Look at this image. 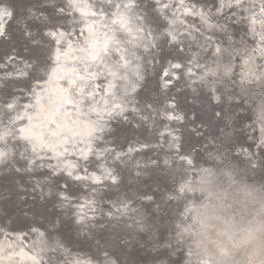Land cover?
<instances>
[{
    "label": "bare ground",
    "instance_id": "obj_1",
    "mask_svg": "<svg viewBox=\"0 0 264 264\" xmlns=\"http://www.w3.org/2000/svg\"><path fill=\"white\" fill-rule=\"evenodd\" d=\"M154 1V8L145 0H138L131 10L115 8L116 15L111 18L103 14L92 16L95 8L89 6L90 0L71 5L68 0H21L17 2L18 7L6 2L0 4V11L7 9L12 13L13 22L24 28V33L35 45V53L38 50L37 56L20 58L14 54L11 59L6 57L11 69L0 75V94L6 93L8 86L4 80L8 77L23 85L12 83L13 100L5 102L0 98V120L3 121L0 134L8 130L5 125L9 128L30 127L34 135L49 133L55 125L41 122L50 118L62 125L56 129L57 136L45 135L31 143L12 140L9 136L6 148L0 144V149L8 153L0 158V176L5 173V181L11 182L17 176L14 173H36L45 166L49 167L51 172L47 173L53 177H41L32 182L42 196L45 193L50 195V203L57 205L66 219L70 218L69 210L73 207L71 214L76 226L73 235L76 239L86 240L85 243L80 240L71 243L63 239L59 233L60 219L53 236L34 225L31 229L36 231L29 233L28 238L25 230L12 227L16 219L8 218L6 225L0 224L3 230L0 239H8L0 243V259H3L0 264H14L13 261L16 264H41L39 259L48 261L54 256L48 245L54 246L55 243H62L74 257L91 259L93 264H134L132 260L138 247L150 251L146 264H201V259H207L210 254L211 241L217 240L225 228L232 236L228 244L234 247H231L224 264H264V167H261L264 164V144H261L264 141V93L259 84L231 86L215 83L216 77L211 75L201 79L206 68H216L210 52L217 46L222 49L231 46V51L241 53L255 47L257 51L253 56L259 62L264 42L253 29L259 32L264 31V27L250 24L249 17L255 12L259 13L258 20L264 18V12H260L264 0H252L251 10L247 6L226 7L228 0H219L221 9L216 14V9L194 0H185L184 4L179 0ZM174 1L179 2L178 7ZM115 2L121 3V0ZM164 3L169 7L163 8ZM245 3L247 5L248 0ZM26 7L29 13L24 12ZM48 7L56 18L48 15ZM61 8L65 11L62 12ZM158 11L164 24L156 18ZM197 12L199 16L194 15ZM9 18L0 20V31L6 34L11 32L7 23ZM29 21L42 23L43 34L53 39V45L41 40L39 33L35 35ZM118 24L129 29L127 38L132 43H121V50L116 55L123 56L128 63L115 76L110 75L105 80L103 73L97 75L100 69L86 66L85 60L87 65H92L94 57L102 55L103 42L118 35L113 32ZM211 25L219 27L212 28ZM138 28L142 30L137 31ZM109 43L111 46L112 41ZM125 48L129 51H124ZM44 49L48 53L37 58ZM178 49H181V58H172ZM49 54L52 62L55 57L56 64L51 62L45 67L44 57ZM95 63L99 65L101 62L96 60ZM102 67L105 71H114L110 64ZM251 67L254 69L255 64ZM181 71H184L185 80ZM81 75L85 77L84 83L95 87L103 81L107 88V92H101L95 87L96 99L91 107H85L79 99L72 101V89L82 83ZM158 78H161V84ZM109 84L116 87H109ZM188 90L197 95L202 107L209 106L205 101L207 97H198L200 90L213 96L217 103H223L224 109L233 108L243 100L245 105L242 104L237 111H228L229 124L235 121L236 113L239 116L248 112L253 115L251 121L243 122L242 130L248 138L252 137L255 145H260V152L256 156L238 144L231 148L232 153L241 155L238 177H231L227 168L229 162L238 159L225 150L223 155L219 151L214 154L213 158L219 162L216 166L198 163L192 151H183L185 131L189 127L195 129L189 118L192 113L186 115L184 100ZM87 91L89 89H85ZM65 100L72 103L66 106ZM5 103L17 105L9 113L12 120H16L17 115L32 119L11 124L4 115ZM124 126L128 127L127 130ZM61 132L69 133L71 140L67 135L61 137ZM127 133L144 139L118 147L120 138L126 137ZM188 142L189 139L186 144ZM33 146L34 152L31 151ZM188 159L192 164L184 166L183 162ZM37 164L41 166L37 167ZM60 180L65 186L56 189L53 184ZM68 181L79 188L72 191ZM167 181L177 182L174 191L165 193V199L170 203L159 201L153 192H139L147 182L160 190L159 187ZM184 184L191 191L186 189L180 193ZM124 204L135 211L124 217L108 215ZM90 208L94 211H89ZM85 214L89 217L84 222L88 225L86 228L78 222ZM221 216H226L230 223L225 225L217 219ZM133 219L141 222L144 228H138ZM40 233L44 236L41 237ZM75 247L79 248L72 249ZM90 250L93 253H89Z\"/></svg>",
    "mask_w": 264,
    "mask_h": 264
},
{
    "label": "water",
    "instance_id": "obj_2",
    "mask_svg": "<svg viewBox=\"0 0 264 264\" xmlns=\"http://www.w3.org/2000/svg\"><path fill=\"white\" fill-rule=\"evenodd\" d=\"M20 1L21 0H0V4L2 2H6L12 6L16 5L18 7L17 2H20ZM37 1L42 2V0H37ZM145 1H148V3L153 8L155 7L156 2L154 0H145ZM194 1L198 3H204L212 9H216L214 11L215 14L221 9L219 0H194ZM174 4L176 5V7H178L179 2L174 1ZM43 6L41 7L44 8ZM47 9L49 11L48 15H50L53 18H56L54 16L52 9H50L49 7ZM18 10L19 9L16 8V11ZM152 10L154 12V9ZM24 12L29 13V10L27 7L24 10ZM158 12H156L157 14L156 18L159 20V23L164 24L162 22L163 18L160 15L161 13L160 12L158 13ZM12 19L14 18H12V15H11L9 20L7 21V23H9L8 29L11 32L7 33L5 36L0 37V75L3 74V71L6 72L7 70L11 69L10 65L8 64V61L6 60V57H9V59H11L12 57L15 56L14 54H17L20 56V58H23V56L30 57L32 55L37 56L38 54V50H36V53H35V49L33 47L35 45H33L30 42L29 36L24 33L25 31L24 28H22L21 25L17 24V22H13ZM29 23H30L29 26L33 27V30L35 31V35H38L39 33L41 40L47 41L48 43H50V45H53L54 42L53 43L51 42V40L53 39L48 38L46 37V35L43 34L44 25L42 23L37 22V21H29ZM18 29H21V31L17 32ZM179 50L181 49H178V51L177 50L175 51L177 55L176 56L172 55V58H181V54H179V52L181 51ZM47 53L48 51L44 49L42 50V52H40L41 57L39 56L37 58H42L44 54H47ZM50 56L51 54H49V56L46 55L44 57L46 58V60L43 62L45 64V67H48V65H50L52 62V60L50 59L51 58ZM52 63L56 64L55 57H53ZM183 72L184 71H181V74L184 79L185 74ZM4 81H6V84L8 87L6 89V93L3 92V94H0V98L2 99V101L8 102V101L13 100V94L11 92L12 83H16V85H20V86L23 84H20V81L13 80L9 77L6 78ZM158 83L161 84V78H158ZM188 93H189L188 94L189 96L187 95L186 100H184V102L186 103L185 104L186 115H188L189 113H192V115L189 118H190V121H192V123L195 125V129H193V127H189L188 125L189 128L187 127L188 129L185 131L186 138H184L185 141L183 142V147H182L183 151L190 150L193 152V154H195V158L196 160H198V163L202 162V164L213 165V166H216V164H219V162L216 161L215 158H213L214 154H216V152L218 151L223 153L224 152L223 150H225L227 154H230L234 158H237L238 161H241L239 160L241 155L231 152V148L237 147V144L243 146L244 148L248 150H251L252 152H254V155L256 156L258 155L255 150L256 147L254 146L255 145L254 140L252 139V137H250L251 139L248 138V134L242 130V128H244L245 126L243 122L245 120L251 121V119L253 118V115H251V113L248 112L246 115L244 114L243 116L239 117V113H236L237 120L235 119V121L231 124L227 122L226 115L228 111L229 112L237 111L238 107H240L244 103L243 100L239 102L238 104L236 103L233 108L224 109V112L226 113V115H224V119L221 120L220 115L214 114V109L219 111V106L223 103L221 104L217 103L214 100L213 96H210V95L207 96V93L205 91L200 90L198 97L199 98L207 97V99L206 98H203V99H206L205 101L208 103V106H209V107H202V103L199 102L197 95L192 93L190 90H188ZM224 106L225 105L223 104V107ZM221 115H223V113ZM239 126H241V128H239ZM125 128L127 130L128 127L124 126V129ZM230 135H233V138H231ZM143 139L144 137H140V135H134L133 133H127L126 137L120 138L121 144L118 147L127 146L128 144H132L134 141L140 142ZM187 139H189L188 144H186ZM178 162H180V160ZM183 165L188 166L187 161H184ZM47 172H51V169L45 166V168L40 169V171L36 173L26 172V174H21V175H19V173H16V174L14 173V176L16 175L17 176L16 178H13L11 182L5 181L6 180L5 173H3L0 176V224L6 225L8 218L10 219L15 218L16 222L12 224V227H14L15 229L25 230L26 237L29 238V233L33 234L31 227L34 225L46 231L48 236H51L52 234H54L53 232L57 230L58 228L57 220L60 219L59 221L62 227H59L61 228L59 233L62 235L63 239H68L71 241V243H74L75 240H80V242L85 243L86 240L84 241L83 238L81 239L80 237L76 239L75 236L73 235V232H75L74 230L76 229L74 219H73L74 217L71 214L72 212L71 210L73 207H71L69 210L70 218L66 219L63 215L62 210L58 208L57 205H55L54 203H50L51 202L49 201L50 195L48 193H45L42 196L41 192L32 182L41 177L45 179H48L49 176L51 177L52 175L48 174ZM33 174L34 175L41 174V176L36 177V176H33ZM67 183H68L67 184L68 187L72 191H75V189L79 188L76 186L73 187V185H71L69 181ZM150 184H151L150 182H147V185L144 188L139 189V192L143 194H146L148 192L149 193L153 192L157 195L159 201L166 200V203H170L168 199H165L167 198L165 193L167 191L168 192L174 191L177 187L176 186L177 182L167 181L164 185L159 187L160 190L153 188L152 185ZM53 185L56 189L59 187L65 186L64 183L61 182V180L56 181ZM8 188H10V190ZM127 190L130 191L129 187H127ZM77 248L79 247H75L72 249H77ZM89 253H93L92 250H90ZM149 254H150L149 250H145V248L143 247H138L136 250V257H134L132 262L134 264H138L139 262L142 261V264H146L145 262L148 259Z\"/></svg>",
    "mask_w": 264,
    "mask_h": 264
},
{
    "label": "snow or ice",
    "instance_id": "obj_3",
    "mask_svg": "<svg viewBox=\"0 0 264 264\" xmlns=\"http://www.w3.org/2000/svg\"><path fill=\"white\" fill-rule=\"evenodd\" d=\"M86 0H68V3L71 4H82L85 3ZM138 0H128V3H123V0H121V3H116L115 0H90V7H94L95 10L91 12L92 16H96L98 14L108 15L109 18L111 16L116 15L113 9L115 8H123L125 10H131V7L136 5ZM159 2V0H158ZM180 4H184L185 0H179ZM235 6L237 8L247 6L249 10H251L252 0H248V4L246 5L245 0H228L226 7H232ZM163 8H168L169 5L167 3L162 4ZM62 12L65 11L64 8L60 9ZM260 12H264V7L260 8ZM86 14V13H84ZM12 13L8 12L7 9H4L3 11H0V20H2L4 17L11 16ZM194 15L199 16L200 13H194ZM259 16V13L253 12L251 16L249 17V23L252 25L260 24L262 27H264V18H260L259 20L256 18ZM136 19H142V17H136ZM202 22L204 24H207V20L202 18ZM114 24L117 23V21H113ZM181 23H183L181 21ZM121 24H123V21L121 20ZM212 28L219 27L218 25H211ZM142 29L138 28L137 31H141ZM199 30V29H198ZM254 32H256L257 35L260 37V41L264 42V31H256L253 29ZM114 33H117L115 37H109L107 40L103 42V47L101 48L102 55H96L93 59L92 65H87V61L85 60V64L88 67L95 66L100 69V71L97 72V75H100L101 73L104 74L105 80H107L108 76H115L120 69L125 68L128 61L125 60L123 56H117L116 54L120 52L119 45L121 43L123 44H131L132 40L128 39V33L129 29L127 27H121L119 24L118 26L113 29ZM215 34V33H213ZM6 33L4 31H0V36H5ZM80 35H83V33H80ZM109 41H112V44L110 46ZM83 43V41H81ZM231 46L221 48L219 46L214 48V51L210 53V55L213 57V63L216 65V68H206L205 74L201 76V79H206L207 76L211 75L213 77H216L215 83H223L228 84L231 86H244V85H252L255 86L256 84L260 85V91L264 93V49L260 52V60L259 62L256 61V58L253 56V53L257 51L255 47H252L250 51L247 52H234L230 50ZM84 51H87V49H83ZM124 51H129L127 48L124 49ZM131 56V53H129ZM111 57V58H110ZM96 60H99L101 63L97 65L95 63ZM124 60V63L122 64L121 61ZM104 64H110L111 68L114 71H105L102 65ZM252 64H255V68L253 69L251 67ZM174 67L179 68L180 65H174ZM219 70V71H217ZM227 78V79H224ZM80 81L82 82L80 85H76L72 89V101H75L79 99L81 103L85 105V107H91V103L95 101L96 99V92L95 87H99L101 92H107V88L103 86V81L98 86H90L88 83H84L85 77L81 75L79 77ZM120 79H123V75L120 76ZM109 87H116L115 85L109 84ZM85 89H89L87 93L85 92ZM234 94V93H233ZM219 99V97L217 98ZM72 101L65 100L63 103L67 106L68 104L72 103ZM75 105L73 104V107ZM33 107H35L33 105ZM119 107V105H117ZM17 108V105L11 104V103H5L3 105L4 115L5 117L10 121L11 124H17L18 121H24L26 119H32V117H25L17 115L16 120H12L9 113ZM223 113V115H221ZM215 115H220L221 120L224 119V115L226 113L224 112L223 104L219 106V111L214 109ZM56 113L53 112L52 116L55 117ZM0 123H3L2 120H0ZM42 124L47 125H55V129L51 130L49 133H43L40 132L38 134H33L32 128L26 127L24 125H19L18 127H12L9 128L8 125H5L7 131H5L3 134H0V144H2L5 148L8 146V137L10 136L12 140H23L26 143H31L34 140L41 139L45 135L49 136H57L58 132L56 129H60L62 125L54 118H50L47 121H42ZM21 133H24L21 135ZM61 137L67 135L68 140H71V135L66 132L59 133ZM261 144H264V141H261ZM17 147L19 145H16ZM28 150L27 148L25 149ZM31 151H35V146L31 149ZM66 151V149H65ZM8 153L4 151L3 149H0V158L6 157ZM21 155H23L21 153ZM223 155V153H221ZM93 156H95V153H93ZM42 158V157H41ZM181 159H185V157H181ZM35 163V161H33ZM187 164L191 165L192 160L188 159ZM37 167H40L41 165L37 164ZM254 166V165H253ZM182 167V166H181ZM261 167H264V164L261 165ZM86 170V169H83ZM68 175H72V173H68ZM79 178V177H77ZM114 179V178H113ZM188 189V185L184 184L180 189V193H184ZM188 191H191L188 189ZM89 211H94L93 209H89ZM135 209H130L127 204H124L121 207H118L116 212H109V216L113 217H124L129 212H134ZM217 219L221 220L225 225H228L230 223L229 219L226 216L217 217ZM89 217L85 215H81L78 222L82 224L84 228H86L88 225L85 224V221H88ZM120 223H127V221H119ZM133 223L140 228L141 230L144 228V225L133 219ZM132 225H129L131 227ZM0 231H3L0 229ZM33 232L36 231V229H32ZM40 236L43 237L44 233H40ZM51 239V237H49ZM232 240V236L229 235L227 228L225 230L221 231L219 233L218 239L211 241V244L213 245L212 248L209 249V255L207 259H201V264H224V261L229 257V254L231 252V247H234V245L230 246L228 244V241ZM43 243L44 241L41 240ZM179 244L180 241H177ZM51 247V251L54 253V256H51L48 258V264H93V261L91 259H85L80 257H74L68 250L64 247L62 243H55L53 245H48ZM169 247H171V242H169ZM175 251V249H173ZM67 253V254H65ZM192 252L189 250V255H191ZM19 255V253H17ZM107 256V253H105ZM164 255H167V253H164ZM104 264H107V262H104Z\"/></svg>",
    "mask_w": 264,
    "mask_h": 264
},
{
    "label": "rangeland",
    "instance_id": "obj_4",
    "mask_svg": "<svg viewBox=\"0 0 264 264\" xmlns=\"http://www.w3.org/2000/svg\"><path fill=\"white\" fill-rule=\"evenodd\" d=\"M243 116V115H242ZM240 117V116H239ZM237 120V119H236ZM239 123V122H238ZM256 148H255V150H256V152H260V145H254ZM252 152V151H251ZM228 173H229V175L232 177H238L239 175H240V173H241V168H240V161H237V160H233V161H231V162H229V165H228ZM248 180H250V178H248ZM1 232V231H0ZM1 241H0V243L1 242H3V241H8V239L7 238H3V239H0ZM0 249L2 250V248H1V244H0ZM3 259H0V262L2 261ZM38 261H41L40 263L41 264H48V261H43L42 259H39ZM12 262V261H11ZM12 263H14V264H16L14 261L12 262ZM140 263V262H139ZM138 263V264H139ZM140 264H142V261H141V263Z\"/></svg>",
    "mask_w": 264,
    "mask_h": 264
}]
</instances>
